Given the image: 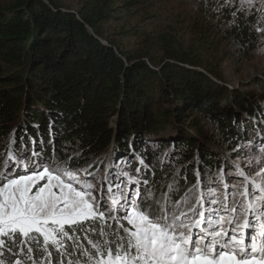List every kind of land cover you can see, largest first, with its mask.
I'll return each mask as SVG.
<instances>
[{"label": "trees", "instance_id": "trees-1", "mask_svg": "<svg viewBox=\"0 0 264 264\" xmlns=\"http://www.w3.org/2000/svg\"><path fill=\"white\" fill-rule=\"evenodd\" d=\"M120 1L84 0L74 13L61 0H0V142L16 126L20 139L43 140L50 155L55 146L63 158L59 148L76 145L81 152L71 160L78 167L112 143L115 151H133L154 166L157 158L144 138L163 134L166 122L151 108L152 89L175 104L170 113L175 121L189 120L198 134L202 129L192 114L215 123L224 140L243 138L237 126L264 103V83H258L260 93L238 94L220 107L226 89L213 80L220 79L218 32L210 31V39L188 53L179 52L166 35L127 51L111 35L103 39L104 28L139 0ZM230 37L251 50L254 36L245 26ZM237 106L242 112L231 114ZM177 134L171 141L174 154L190 163L200 144L187 130ZM198 154L208 168L219 166L210 150ZM153 169L149 180L161 178L162 167Z\"/></svg>", "mask_w": 264, "mask_h": 264}, {"label": "snow or ice", "instance_id": "snow-or-ice-1", "mask_svg": "<svg viewBox=\"0 0 264 264\" xmlns=\"http://www.w3.org/2000/svg\"><path fill=\"white\" fill-rule=\"evenodd\" d=\"M259 152V183L238 170L239 182L203 184L198 168L157 197L143 156L81 171L43 140L21 152L13 132L0 156V264H264V143Z\"/></svg>", "mask_w": 264, "mask_h": 264}, {"label": "rangeland", "instance_id": "rangeland-1", "mask_svg": "<svg viewBox=\"0 0 264 264\" xmlns=\"http://www.w3.org/2000/svg\"><path fill=\"white\" fill-rule=\"evenodd\" d=\"M83 2L84 0H61V5L64 9L76 13L81 9ZM123 2L124 0H121L120 5ZM254 4V8L248 10L245 6L246 10L241 12L238 11L240 0H139L134 2L135 7H132L129 12H120L118 18L113 20L109 27L104 28L103 39L107 35H111L110 38L117 41L118 47L130 51L140 49L144 46L146 39H155L166 35L179 52L188 53L197 47L199 49L201 41L209 40L210 31H217L218 36L214 41L215 43L220 42L216 63L220 79L213 80L226 89L225 97L220 99V107H225L226 100L238 94L247 97L253 92L260 93L258 83H264V6H262L261 0H254ZM234 13L235 15H233ZM241 25L245 26L254 36L253 46L249 51L243 50L239 42L230 37V33ZM152 92H154L155 103L151 108L162 121L166 122L163 134L149 135L144 138V143L152 151L151 155L155 154L157 158V164H154L152 168L160 170L162 167L164 170L160 174L161 178L149 180L148 187L155 190L157 197L161 192H167L168 185L173 181L182 187L193 184L198 168L201 169L203 184H207L209 175L213 177L223 175L225 183L228 181L239 182L241 178L236 176L238 170L243 171L246 175L251 173L249 179L255 178L257 183L260 182L261 178L258 172L261 171V166L258 158L260 157L259 148L264 143V132H262L264 130V103H261V107L258 106V108L254 106L250 117L244 114L246 116L243 117L244 122L237 126L242 139L224 140L222 130L209 119L192 114V119L202 129L201 134L191 129L189 120L175 121V117L170 115L175 104L168 99L161 98L162 96L158 95L154 89ZM239 106L232 108L231 114L241 113ZM185 113L186 117L191 115L188 110ZM111 127L114 128V122H111ZM16 128V126L13 127L11 132L0 142V156L6 151L10 134L13 132H15L16 146L21 152L24 151L25 145L31 149L33 140L39 146L38 138L23 134L24 137L20 139L16 134ZM179 130L191 132V135L200 144L199 148L194 146L192 149L193 158L187 164L175 156L171 146V141L178 137L177 131ZM245 130H247L246 136ZM59 149L63 158L66 159L78 157L81 152L76 145H65ZM115 149L117 148L112 143L104 151L95 155L93 159L91 158L92 160L89 162L83 161L85 163L79 168L81 171L87 168L89 171L102 173L110 160L126 155L131 158L135 153L133 151L120 152ZM200 149H207L214 153L219 166L208 168L203 165L198 154ZM133 165H135V169L139 166L138 159L133 160ZM126 166V161L120 165L121 168H126ZM2 171L5 169L0 167V172ZM151 172L148 173L149 177ZM143 174L142 172L141 175ZM185 175L188 177L187 181L183 178ZM211 186L217 187L215 184ZM234 190V188L229 189V191ZM204 191H207V187L204 188Z\"/></svg>", "mask_w": 264, "mask_h": 264}, {"label": "water", "instance_id": "water-1", "mask_svg": "<svg viewBox=\"0 0 264 264\" xmlns=\"http://www.w3.org/2000/svg\"><path fill=\"white\" fill-rule=\"evenodd\" d=\"M173 117V116H172Z\"/></svg>", "mask_w": 264, "mask_h": 264}]
</instances>
